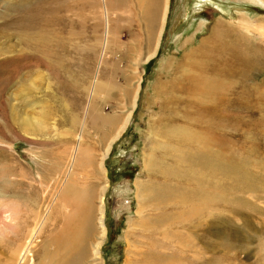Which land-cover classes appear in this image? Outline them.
Wrapping results in <instances>:
<instances>
[{
	"label": "rangeland",
	"instance_id": "1",
	"mask_svg": "<svg viewBox=\"0 0 264 264\" xmlns=\"http://www.w3.org/2000/svg\"><path fill=\"white\" fill-rule=\"evenodd\" d=\"M99 1L0 0V264H39L44 249H53L49 207L67 185L65 148L75 142L98 65ZM124 2L130 20L112 17L118 38L99 67L103 114L132 111L100 181L106 184L101 264H125L132 256L126 238L145 250L147 238L160 242L163 231L190 246L181 251L183 264H264V0H169L159 45L148 61L156 39L152 43L139 13L142 2ZM36 6L51 24L43 18L42 26L26 24ZM139 53L145 56L137 61ZM137 87L130 108L133 95L124 96V90ZM207 107L212 122L225 119V170L204 163L200 155H207V144L179 137L212 128ZM100 126L87 124L94 161L91 169L85 149L79 162L83 187L96 186L99 143L109 136V127ZM151 152L157 165L148 169L149 181L144 156ZM152 189L156 195L149 194ZM68 192L76 199L74 188ZM131 228L142 232L139 238L129 235ZM26 239L34 241L31 259H12Z\"/></svg>",
	"mask_w": 264,
	"mask_h": 264
},
{
	"label": "bare ground",
	"instance_id": "2",
	"mask_svg": "<svg viewBox=\"0 0 264 264\" xmlns=\"http://www.w3.org/2000/svg\"><path fill=\"white\" fill-rule=\"evenodd\" d=\"M140 2H142L144 11H139V13L144 18L143 20H145L144 22L148 25L147 27H149V33H150L149 37L153 39L152 43H154V39H156L154 50L150 51L149 55L147 54L146 61H148L151 57H153V55L156 52V48L159 45L162 29L164 27L165 18L168 11L169 0H140ZM124 3H125L124 0H100L98 3L99 5L98 21L103 25V32L99 41L101 50L99 52V56L97 59L98 65L95 68L96 70L94 73V77L93 79H91L88 87L87 104L83 108L84 109L83 118L81 119V121L79 120L80 128L79 130L74 131L73 133L75 142L74 144L70 145V147L65 148L67 152L66 160L68 164L67 170L65 171L67 185L66 187L62 188L61 191H59L58 196L53 201L56 202V206L49 207V213H51L49 223L51 222L50 225H53L54 227V231L49 237V240L51 242V245L53 246V249L50 253L47 252L46 248L44 249L42 261L41 263L39 262V264H50L51 259L52 261L56 260V264H101L102 263L101 247L105 239V233H106L105 214H104L105 213L104 191L106 189V184L104 183L103 185L100 183V181H102V179H104L105 177L104 162L108 156V152L112 147L113 142L118 137H120L122 132L129 124V118L131 117L132 111H130L126 116L123 117L120 116V114L117 111L110 114V116L105 113L103 114L102 107L99 105V102L97 101L98 97L100 96L98 93L101 91V86H102V81L99 78V67L104 62L105 59L104 57L108 53V50H110V46L112 42L114 41L115 38L116 39L118 38V35L114 34L112 30V21H111L112 17L118 16L120 21H126L127 19L130 20L129 15H131V13H126V11L129 12V9L127 8L129 7L127 6L129 4L126 3L125 6ZM35 8L36 9L35 11L32 12V14H35V12L36 14L34 15L33 18L26 19V24L32 23L34 21L39 23L40 26H42V18L46 26H48L49 22L51 24V17L47 15H43L40 6L39 7L36 6ZM133 10L135 9L133 8ZM135 15L137 16V12ZM134 21H137V18ZM144 56L142 55V53H139L137 57V61L142 60ZM36 58L40 60L39 54L36 55ZM212 86L213 85H211L210 87V92H209L210 94L213 91ZM128 93H132L133 95V101L131 102L130 108H134L136 105V99L139 94L138 87L136 88V91L133 90V92L132 91L127 92L124 90V96L125 95L128 96ZM211 108L212 107H207V109L204 108V111L206 112L205 115H208L209 119H211L210 121L212 124V128L209 126L201 127L196 133L193 134L189 133L183 135L181 134L179 135V137L190 138L194 141H199L201 144L203 143L207 144L209 148L207 155L206 154L200 155V157H202V160H204V163L207 164V167L210 168L212 167L210 164L214 163L215 167H219L225 170L227 169V165H228L227 156L223 153V145H222V143L223 144L226 143V138H227L226 127L223 124L225 119L222 118L220 122L217 123L215 122V120H214L215 123L212 122L213 118H211V115L213 113V110H210ZM90 121L92 122L93 125L99 123L101 125L100 128L102 129L105 128L106 126L109 127V136L107 137L108 139L105 141L103 140L104 139L103 137L99 143V149L101 150V153L99 155L100 158H98L97 163H95L94 165V171L92 170V172L96 173L97 176L96 180L94 179L96 186H94L93 184L83 187V185L80 183L82 182L81 181L82 176L80 175L79 172V162L81 161V159H83V153L85 149L87 150L90 149L87 144V141L85 140L87 124ZM218 128H220V130H223V133H220L217 130ZM91 142L94 143L93 140ZM195 147H197V149L195 150L196 152H198V150L200 149L199 143H196ZM89 151L91 152L92 150L90 149ZM90 152L88 153L87 160L91 162V169H92L93 162L91 160L93 159L94 161V158L92 156V152L91 153ZM152 154L153 152L149 153V158L146 157V154L144 156L145 168L147 169V174L149 175V181L153 179V177H151V174L148 169L154 168V166L157 165L154 164L155 158ZM216 159L219 162L218 164L215 163ZM143 184H145V182ZM73 188L75 189L76 192L75 194L76 199L72 201V199L67 193H69L68 191L72 190ZM153 190L154 189L149 190V194L153 192L156 195V191ZM163 194H166V192ZM96 202H97V206H96ZM200 207H203V205H201ZM55 208H58L56 215H54ZM147 211H149L148 208L146 212ZM141 212H142V207L138 208L137 216H139ZM129 223L130 225H134V222L132 221ZM143 230L144 232L147 231V229H143ZM128 232L129 235H133V237H135L134 239H136L139 238V234H137V232L140 233L141 231H136L133 228H131L130 231ZM164 232L166 231L162 232L165 237L162 235L163 240L160 239L161 240L160 242H156V240L154 239L147 238V242L149 246L148 247L146 246L147 248L145 250L143 249V247L140 246L141 244L134 243L133 245H131L132 242H130L126 238L127 241L126 244L128 245V249L126 251L129 250V252L132 254V256L130 255V258H128L129 261L127 260L126 263L183 264V262L180 259V255H183L182 254L183 252L181 251H184L186 248L187 250L190 249V246L187 247L184 246L187 245V242L182 241L181 236L179 237L175 235L177 239H175L174 237H170L169 239L166 238L167 233ZM30 239L29 240L26 239L27 241L26 242L24 241V243L22 242L23 240H21L16 245V248H14L12 251V259L16 258L15 260H19L18 258L20 256L27 257L26 255H29L28 257L29 259H31L32 256L31 247L34 246L33 245L34 241H31ZM166 239L169 243L171 242L174 243L173 249H171L170 246L167 245ZM138 240L139 239H137V241ZM167 246H169V249L172 250L170 253L165 252ZM193 256L192 255L190 256L191 257L190 262L192 263L195 261ZM46 258L49 259L48 262H45ZM24 262L27 263V259L26 260L24 259ZM24 262H22L21 264H24Z\"/></svg>",
	"mask_w": 264,
	"mask_h": 264
},
{
	"label": "water",
	"instance_id": "3",
	"mask_svg": "<svg viewBox=\"0 0 264 264\" xmlns=\"http://www.w3.org/2000/svg\"><path fill=\"white\" fill-rule=\"evenodd\" d=\"M181 1V0H180Z\"/></svg>",
	"mask_w": 264,
	"mask_h": 264
}]
</instances>
